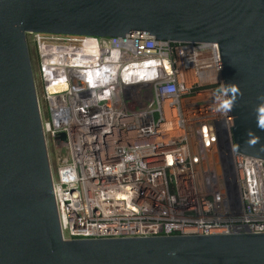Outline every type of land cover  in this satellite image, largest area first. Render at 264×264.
I'll use <instances>...</instances> for the list:
<instances>
[{"label":"built area","instance_id":"1","mask_svg":"<svg viewBox=\"0 0 264 264\" xmlns=\"http://www.w3.org/2000/svg\"><path fill=\"white\" fill-rule=\"evenodd\" d=\"M29 41L48 145L69 153L54 177L65 239L264 232V159L235 148L218 43Z\"/></svg>","mask_w":264,"mask_h":264},{"label":"water","instance_id":"2","mask_svg":"<svg viewBox=\"0 0 264 264\" xmlns=\"http://www.w3.org/2000/svg\"><path fill=\"white\" fill-rule=\"evenodd\" d=\"M31 33L218 43L235 148L264 159V0H0V264H264V232L65 239Z\"/></svg>","mask_w":264,"mask_h":264},{"label":"rangeland","instance_id":"3","mask_svg":"<svg viewBox=\"0 0 264 264\" xmlns=\"http://www.w3.org/2000/svg\"><path fill=\"white\" fill-rule=\"evenodd\" d=\"M33 57H34V67H35V73H37V67H38V62H37V56H36V52L33 49ZM39 91V97H40V101H41V110H42V117H43V123L45 120V124L47 123V117L46 115H44L45 113V102H44V98H43V92H42V88L38 87ZM49 148V157H50V161H51V166H52V171H53V175L54 177L57 175L58 173V168L60 167V164L62 163V161L64 159H67L69 157V153L67 151H63L61 153H57V151L55 150V148L53 147V145H48Z\"/></svg>","mask_w":264,"mask_h":264},{"label":"clouds","instance_id":"4","mask_svg":"<svg viewBox=\"0 0 264 264\" xmlns=\"http://www.w3.org/2000/svg\"><path fill=\"white\" fill-rule=\"evenodd\" d=\"M218 91H220V92L226 94L227 91H228V88H227V87H224V88H222V89H220V90H218ZM230 91H231L232 93H236L238 90H237L236 87H232V88L230 89ZM234 98H235V97H233L232 100H228L226 103H224V104L222 105V108H223V109H226V110H230V108L232 107V104H233V100H234ZM217 110H220V109H217Z\"/></svg>","mask_w":264,"mask_h":264}]
</instances>
